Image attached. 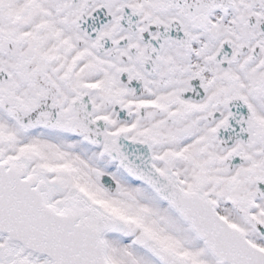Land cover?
Returning a JSON list of instances; mask_svg holds the SVG:
<instances>
[{"label":"flooded vegetation","instance_id":"af4514ba","mask_svg":"<svg viewBox=\"0 0 264 264\" xmlns=\"http://www.w3.org/2000/svg\"><path fill=\"white\" fill-rule=\"evenodd\" d=\"M0 71V111L47 197L53 177L64 187L77 171L118 199L142 198L150 215L124 214L125 202L109 209L72 184L114 217L105 230L114 264L115 241L150 264H166L152 245L197 262L180 247L201 241L123 165L131 141L264 243V0H0ZM73 152L89 165L77 169Z\"/></svg>","mask_w":264,"mask_h":264},{"label":"water","instance_id":"95a60500","mask_svg":"<svg viewBox=\"0 0 264 264\" xmlns=\"http://www.w3.org/2000/svg\"><path fill=\"white\" fill-rule=\"evenodd\" d=\"M3 76L0 71V83ZM129 148L123 165L181 214L219 264H264V249L229 223L208 194L188 191L175 175L158 169L145 142L131 141ZM108 151L115 155V150ZM3 154L9 156L8 150H0V264H112L104 232L114 219L88 203L82 191L67 198L62 208L56 206L46 195L43 179L28 172L20 155ZM259 230L264 236V228ZM2 235L19 247L10 262ZM151 250L166 264H199L164 247L153 245ZM36 257L42 259L35 263Z\"/></svg>","mask_w":264,"mask_h":264},{"label":"rangeland","instance_id":"374dc122","mask_svg":"<svg viewBox=\"0 0 264 264\" xmlns=\"http://www.w3.org/2000/svg\"><path fill=\"white\" fill-rule=\"evenodd\" d=\"M18 133H19V130L17 127H15V126L10 127L9 125H7L6 120L4 119V113H1V111H0V150H8L9 155H14V153H17L19 150ZM70 157L72 158V161L76 164V166H77L78 161H83L85 166L89 165L85 160H83V158L77 152L71 153ZM37 162H39V161H37ZM50 162L51 161H50L48 156L44 159V161H42V163H44V164H49ZM79 167L81 168L80 165H79ZM77 169H78V166H77ZM81 169L83 170V168H81ZM86 169H89V168H86ZM91 174H93L92 171H91ZM83 175L85 176L86 179H87V177H90L89 174H83ZM85 178L79 172L76 171L71 176V179L67 181L68 186L63 187L62 183H65V182L60 181V179H58L56 176L53 177V179H52V184H53L52 195L54 197V200L60 199L64 195L67 188H72V186H75L72 184H75V181L77 180V181H80L78 183L83 185L82 187L86 188L88 194L92 198H97L101 202L104 201V204L106 206H108L109 209H112L113 206H111V205H114L113 201L119 200V203L125 202L123 204L124 207L122 209L124 214L130 213V211H133V207H134L138 211H141V212L145 213L146 215H150V214H147V210H146L147 207L141 201L142 198H140L138 194H137L138 200L136 199L137 203L134 204L133 201L131 202V199H123V200H122V198L118 199L117 198L118 195H113L112 193L101 188L98 181L95 180L94 176L90 177L88 183H87ZM119 195L122 196L124 194H119ZM129 195L133 199L136 198V193L128 194V196ZM117 205L119 206L120 204H117ZM131 206H132V208L130 210L129 208ZM117 210H118V212H122L119 209V207L117 208ZM142 217L144 218L143 221L145 222V216H142ZM143 221H140V223L142 225L144 223ZM146 221L148 222L149 220L147 219ZM148 224H149V222H148ZM160 231H161V229H160ZM185 231L187 233V228H185ZM188 231H189V229H188ZM181 239H182V237H181ZM252 239L255 242L264 246V243L260 241L258 236L255 238H252ZM168 242H172V241H167V243ZM184 243H185V247L181 246L180 248H182L188 254H190L192 261H197L201 264H219V263H217V261L213 257V255L207 250V248L205 247V245L202 241L196 242L195 244L193 242L190 243V244H192V247L195 248V250H193L190 247L189 242L187 240H185ZM112 254H113L114 258L116 259L117 264H150L147 252L143 251L140 247H137L136 249H134V246L130 244L129 240L124 241V242L115 241L114 248L112 247Z\"/></svg>","mask_w":264,"mask_h":264}]
</instances>
